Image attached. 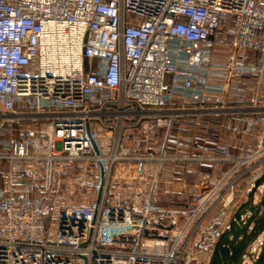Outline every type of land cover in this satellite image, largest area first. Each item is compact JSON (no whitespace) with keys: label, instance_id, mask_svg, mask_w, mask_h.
Listing matches in <instances>:
<instances>
[{"label":"built area","instance_id":"1","mask_svg":"<svg viewBox=\"0 0 264 264\" xmlns=\"http://www.w3.org/2000/svg\"><path fill=\"white\" fill-rule=\"evenodd\" d=\"M263 171L264 0H0V264L199 262Z\"/></svg>","mask_w":264,"mask_h":264},{"label":"water","instance_id":"2","mask_svg":"<svg viewBox=\"0 0 264 264\" xmlns=\"http://www.w3.org/2000/svg\"><path fill=\"white\" fill-rule=\"evenodd\" d=\"M260 240L258 254L250 250ZM264 264V171L246 190L244 199L234 208L216 241L206 264Z\"/></svg>","mask_w":264,"mask_h":264},{"label":"crops","instance_id":"3","mask_svg":"<svg viewBox=\"0 0 264 264\" xmlns=\"http://www.w3.org/2000/svg\"><path fill=\"white\" fill-rule=\"evenodd\" d=\"M248 58L253 56L252 52H247ZM249 61H251L252 63H255L256 60L255 59H250ZM256 79V78H255ZM257 81V79H256ZM216 83L218 84H222V82L217 81ZM228 102V105H235V103L230 99V97L227 96V98H218L216 99V103L223 104V102ZM226 104V105H227ZM216 122H218L219 120H222V117L219 118H214ZM212 136L208 137V139H205L206 142V149L208 148H213L216 145H225L229 148L230 152L232 155H237L241 152H245L248 148H250L253 145V140L254 137L251 136H244V137H228L224 134H222L217 128H213L212 132H211ZM229 163H219L217 166H212V169L214 170H226L229 167ZM247 180L249 178H246ZM244 178V180H241L240 186H239V193L237 196V199L235 202H233L231 205H229L228 207H222L219 206L216 211H214L207 219L208 223H212V222H218V227L215 228V230H213V232L215 234H217L221 229H223L229 219V217L231 216L232 212L234 211V208L244 199L245 197V193L247 188L249 187V185L251 184V182L249 181V184ZM245 183H247L248 185H246L244 188ZM163 186V191L164 192H160L159 195H161V197H163V200H168L169 197V193H168V189L172 190L176 195L182 196L183 192H182V186L178 183H173V184H169L167 182H164L160 185V187ZM160 190V189H159ZM220 217H225L224 219H226L225 223H223L222 221V226H220L219 223H221L218 218L220 219ZM228 218V219H227ZM260 241V240H259ZM210 252L205 253L201 256V260L208 261Z\"/></svg>","mask_w":264,"mask_h":264},{"label":"rangeland","instance_id":"4","mask_svg":"<svg viewBox=\"0 0 264 264\" xmlns=\"http://www.w3.org/2000/svg\"><path fill=\"white\" fill-rule=\"evenodd\" d=\"M214 60L217 62V63H226L227 60L229 59V45L227 44H217L215 46V51H214V56H213ZM252 58V57H250ZM254 59V57L252 58ZM84 69L87 70L88 69V66H87V60L86 58H84ZM257 79V76H255L253 73L251 75H245L243 76V78L241 79L243 81V83L245 84V88L246 90L249 92V93H252L254 92V89L256 87V79ZM262 87H263V80H262ZM262 98V97H261ZM263 99V98H262ZM212 136V135H211ZM203 146H206L205 142L202 143ZM166 167L169 166V162H167L165 164ZM219 172H222V171H219ZM248 184H249V181H247ZM247 183H245L244 185V188H246L248 185ZM246 186V187H245ZM160 192H164L163 191V186L160 187ZM225 217H220V219L218 218V220L221 222L219 223L220 226H222V221L223 223H225L226 219H224ZM228 219V218H227ZM202 259V258H201ZM198 260L199 262H195V263H192V264H206V261L205 259L204 260ZM180 264V263H179ZM183 264V263H181Z\"/></svg>","mask_w":264,"mask_h":264},{"label":"trees","instance_id":"5","mask_svg":"<svg viewBox=\"0 0 264 264\" xmlns=\"http://www.w3.org/2000/svg\"><path fill=\"white\" fill-rule=\"evenodd\" d=\"M223 44H230V39H228V37L225 38V40L223 41Z\"/></svg>","mask_w":264,"mask_h":264},{"label":"flooded vegetation","instance_id":"6","mask_svg":"<svg viewBox=\"0 0 264 264\" xmlns=\"http://www.w3.org/2000/svg\"><path fill=\"white\" fill-rule=\"evenodd\" d=\"M260 244H261V242H260Z\"/></svg>","mask_w":264,"mask_h":264}]
</instances>
